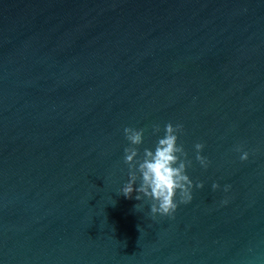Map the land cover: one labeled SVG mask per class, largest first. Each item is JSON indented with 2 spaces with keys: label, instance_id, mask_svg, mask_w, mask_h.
<instances>
[{
  "label": "water",
  "instance_id": "water-1",
  "mask_svg": "<svg viewBox=\"0 0 264 264\" xmlns=\"http://www.w3.org/2000/svg\"><path fill=\"white\" fill-rule=\"evenodd\" d=\"M169 122L192 199L153 219L123 129ZM0 264H264V0H0Z\"/></svg>",
  "mask_w": 264,
  "mask_h": 264
},
{
  "label": "clouds",
  "instance_id": "clouds-1",
  "mask_svg": "<svg viewBox=\"0 0 264 264\" xmlns=\"http://www.w3.org/2000/svg\"><path fill=\"white\" fill-rule=\"evenodd\" d=\"M158 125L153 127V134L158 133ZM183 125L171 122L164 125V134L157 139L154 149L145 148L142 155L138 147L143 143L144 129L125 127V139L129 146L124 148V163L128 165V180L120 189V194L125 198H134L137 201L148 200L150 215L154 219L157 215L172 217L178 203L187 204L191 201L193 183L186 174V168L191 167L192 161L187 159V153L182 144H177L179 133ZM204 145L196 143L194 149L195 159L202 168H207L209 161L200 153ZM240 151L239 148L236 149ZM248 153L242 152L240 160H247ZM196 188L203 184L197 182ZM212 189L219 187L212 184ZM229 185L224 186L227 192ZM135 196L133 197V193ZM227 203V201H223ZM137 204L135 208H137Z\"/></svg>",
  "mask_w": 264,
  "mask_h": 264
}]
</instances>
